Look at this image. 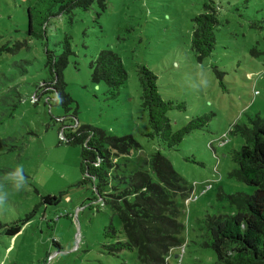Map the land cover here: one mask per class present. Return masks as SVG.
I'll list each match as a JSON object with an SVG mask.
<instances>
[{
    "label": "rangeland",
    "instance_id": "obj_1",
    "mask_svg": "<svg viewBox=\"0 0 264 264\" xmlns=\"http://www.w3.org/2000/svg\"><path fill=\"white\" fill-rule=\"evenodd\" d=\"M36 1L0 0V264H140L134 251L105 249L115 241L104 236L105 227L112 223L124 240L121 223L91 183L79 184L81 147L64 141L67 127L84 125L135 139L126 154L110 148L113 175L150 171L157 151L171 162L192 192L177 198L183 241L166 261L213 264L215 253L202 245L201 221L232 214L228 196L254 191L229 176L237 167L232 154L243 144L230 131L256 115L264 120V0H102L104 8L95 0L88 11L52 17L47 42L26 33V10ZM204 3L215 10L218 25L214 50L199 62L190 39L192 18ZM65 37L74 53L63 71L73 100L68 109L43 86L49 80L45 51L58 55ZM102 49L119 55L127 72L116 98L91 79L89 64ZM141 65L157 75L163 99L185 105L168 113L173 130L212 114L208 126L174 149L146 137L151 129L141 106ZM214 68L222 72L224 89ZM62 192L57 206L41 204V197ZM34 209L18 234H4Z\"/></svg>",
    "mask_w": 264,
    "mask_h": 264
},
{
    "label": "trees",
    "instance_id": "obj_2",
    "mask_svg": "<svg viewBox=\"0 0 264 264\" xmlns=\"http://www.w3.org/2000/svg\"><path fill=\"white\" fill-rule=\"evenodd\" d=\"M103 7L102 0H97ZM95 0H37L27 7V35L48 41L47 28L52 17L70 13L79 8L90 10ZM104 8V7H103ZM56 10V11H55ZM203 12L192 18L194 28L190 44L199 62L211 55L216 45L218 19L213 7L203 4ZM57 55L46 49L49 80L43 86L46 92H54L57 104L67 105L73 100L65 91L63 71L69 58L74 55L69 38L61 42ZM94 83H104L111 98L118 97L120 87L127 80V72L119 55L108 49L100 50L89 64ZM219 85L222 72L214 68ZM141 89V106L148 114L150 139L157 138L166 148L174 149L194 130L204 129L212 114L191 118L183 127L173 130L168 113L183 111V102L163 99L157 85V75L145 65L138 67ZM54 95V96H55ZM76 113V112H75ZM75 113L73 116H75ZM250 124H235L230 131L243 139L239 150L232 156L237 167L229 176L254 188L253 193L236 192L228 196L234 206L232 214L208 215L201 221L205 225L202 245L213 250L216 260L213 264H264V120L256 115ZM69 134L64 141L81 147L80 185L91 183L95 194L108 204L118 217L124 240L119 231L109 223L104 236L115 239L105 249L110 254L122 251L136 252L140 264H168L170 250L179 248L183 241L184 224L180 220L182 206L178 197L187 198L192 192L171 162L157 151L149 162L150 171L137 170L132 173L113 175L110 148L126 154L136 146L130 135H107L103 130L90 125L77 128L67 127ZM64 192L58 196H43L41 204L57 206ZM35 210L23 220L5 228L4 234L13 237L31 220ZM59 217V216H57ZM59 220V218H58ZM55 218V221H58Z\"/></svg>",
    "mask_w": 264,
    "mask_h": 264
},
{
    "label": "built area",
    "instance_id": "obj_3",
    "mask_svg": "<svg viewBox=\"0 0 264 264\" xmlns=\"http://www.w3.org/2000/svg\"><path fill=\"white\" fill-rule=\"evenodd\" d=\"M55 218H56V220H58L59 217H55Z\"/></svg>",
    "mask_w": 264,
    "mask_h": 264
}]
</instances>
